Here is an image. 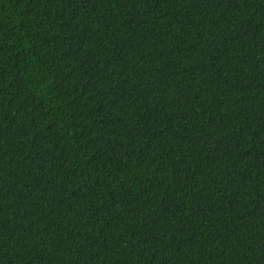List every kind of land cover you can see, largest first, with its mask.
I'll return each instance as SVG.
<instances>
[{"label":"trees","instance_id":"16d2710c","mask_svg":"<svg viewBox=\"0 0 264 264\" xmlns=\"http://www.w3.org/2000/svg\"><path fill=\"white\" fill-rule=\"evenodd\" d=\"M0 264H264V0H0Z\"/></svg>","mask_w":264,"mask_h":264}]
</instances>
